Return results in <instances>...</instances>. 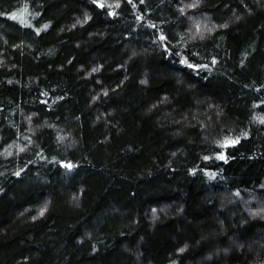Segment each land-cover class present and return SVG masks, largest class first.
<instances>
[{"label":"trees","instance_id":"trees-1","mask_svg":"<svg viewBox=\"0 0 264 264\" xmlns=\"http://www.w3.org/2000/svg\"><path fill=\"white\" fill-rule=\"evenodd\" d=\"M0 264H264V0H0Z\"/></svg>","mask_w":264,"mask_h":264},{"label":"rangeland","instance_id":"rangeland-1","mask_svg":"<svg viewBox=\"0 0 264 264\" xmlns=\"http://www.w3.org/2000/svg\"><path fill=\"white\" fill-rule=\"evenodd\" d=\"M192 24V23H191Z\"/></svg>","mask_w":264,"mask_h":264}]
</instances>
